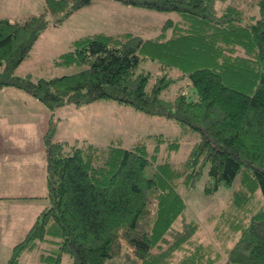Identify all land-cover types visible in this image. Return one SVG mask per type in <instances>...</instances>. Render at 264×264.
Masks as SVG:
<instances>
[{
  "label": "trees",
  "instance_id": "obj_1",
  "mask_svg": "<svg viewBox=\"0 0 264 264\" xmlns=\"http://www.w3.org/2000/svg\"><path fill=\"white\" fill-rule=\"evenodd\" d=\"M122 1L177 11L180 18L168 19L152 38L82 35L55 63L89 66L51 78L15 70L51 14L59 22L93 0H44L25 20L0 16V87L24 89L50 110L49 203L3 264H22L29 250L40 251L45 264H61L65 253L70 264H264V0ZM148 59L160 63V75L142 67ZM177 79H189L193 91L164 96ZM102 98L171 117L181 135L148 134L132 147L53 139L58 109ZM192 132L200 138L184 161L158 162L164 143L174 151ZM149 165H155L151 176ZM206 168L211 191L238 180L228 219L235 228L239 214L250 222L232 246L205 241L195 219L177 227L186 207L182 188L195 187ZM216 216L215 235L225 214Z\"/></svg>",
  "mask_w": 264,
  "mask_h": 264
},
{
  "label": "rangeland",
  "instance_id": "obj_2",
  "mask_svg": "<svg viewBox=\"0 0 264 264\" xmlns=\"http://www.w3.org/2000/svg\"><path fill=\"white\" fill-rule=\"evenodd\" d=\"M44 0H0V16L9 17L12 20H25L29 16L40 12ZM54 14L50 15V24L42 32L31 49V54L26 57L16 68L15 73L26 76L31 74L34 79L40 77L51 78L77 72L89 66L69 65L60 66L55 60L63 52L72 47L74 39L96 32L110 34L134 32L144 38L158 36L162 31L163 24L168 19L177 20L180 14L177 11L157 10L144 6L126 3L122 0H93L91 4L72 12L61 21H55ZM171 34L168 30L167 36ZM142 67L150 70L155 76L162 73L160 63L156 60H144ZM170 73L176 76L179 71L171 70ZM185 85V87H182ZM189 79H177L168 89L164 90V96H174L179 91L187 93L193 91ZM41 110L50 113L48 106L24 89L15 86L0 87V110ZM41 119V118H40ZM48 121V120H47ZM46 123V121H45ZM50 123V115L48 128ZM159 134L175 139L181 135L180 128L176 121L163 114H152L137 109L131 104L122 103L113 98H102L80 106L69 104L57 111L55 120L54 140H68L80 142L84 140L101 144L120 142L125 147H132L148 134ZM197 133L186 134L180 142V147L169 151L167 144L162 145L159 152L158 162L166 159L174 163L184 161L193 145L199 140ZM44 143V157L41 155L42 164L47 163V151ZM40 136H34L29 149L40 148L43 143ZM154 143H149V150H154ZM8 147V146H7ZM27 148L21 150L26 151ZM170 152V153H169ZM33 160L36 155L33 153ZM31 158V160H32ZM5 161V159H3ZM155 165L147 167V175L151 176ZM236 179L231 185H222L216 190H209L212 185L207 168L191 189L182 188L186 200V207L182 223L176 222L177 227L192 219L200 223L202 238L205 241H217L232 246V241L237 240L244 229V224L250 222L249 217L241 216L237 221L236 228L230 223L228 204L231 200L233 190L237 187ZM40 191V187L36 189ZM3 192V191H2ZM258 198L262 196L261 188L257 189ZM156 198V193L152 195ZM29 201H32L29 203ZM37 201V202H36ZM22 203H4L0 201V264L5 263L11 253L13 246L22 240L36 219L38 213L49 203L48 198L38 200H23ZM219 213L225 214L222 228L215 235L212 228L219 218ZM213 215L215 218L213 220ZM175 224V225H176ZM220 225V223H219ZM216 236V237H214ZM71 256L65 253L61 264H70ZM22 264H45L40 259V251H25L22 256Z\"/></svg>",
  "mask_w": 264,
  "mask_h": 264
},
{
  "label": "crops",
  "instance_id": "obj_3",
  "mask_svg": "<svg viewBox=\"0 0 264 264\" xmlns=\"http://www.w3.org/2000/svg\"><path fill=\"white\" fill-rule=\"evenodd\" d=\"M49 115L43 109L0 110V201L19 206V201L47 196V169L41 155L44 157L42 138L48 130ZM34 136H40L43 145L29 149ZM38 187L40 191H36Z\"/></svg>",
  "mask_w": 264,
  "mask_h": 264
}]
</instances>
